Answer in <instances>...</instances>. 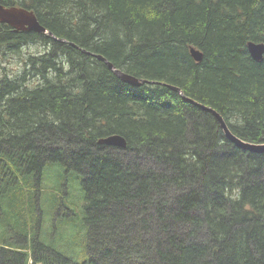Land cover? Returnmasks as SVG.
I'll return each instance as SVG.
<instances>
[{
  "label": "trees",
  "instance_id": "obj_1",
  "mask_svg": "<svg viewBox=\"0 0 264 264\" xmlns=\"http://www.w3.org/2000/svg\"><path fill=\"white\" fill-rule=\"evenodd\" d=\"M0 2L67 40L0 22V264H264V153L229 140L212 111L124 82L74 45L180 87L261 143L264 58L248 42H264V0ZM116 133L125 147L98 143Z\"/></svg>",
  "mask_w": 264,
  "mask_h": 264
},
{
  "label": "water",
  "instance_id": "obj_2",
  "mask_svg": "<svg viewBox=\"0 0 264 264\" xmlns=\"http://www.w3.org/2000/svg\"><path fill=\"white\" fill-rule=\"evenodd\" d=\"M0 22L9 24L16 30H28V31H35V32H44L48 35L52 36L56 40L61 41H67L65 38H60L56 36L52 31H50L45 25H43L40 20L38 19L37 15L34 13V11L28 10L25 7L22 6H5L0 2ZM71 44H74L73 42H70ZM76 47L80 48L83 52L93 55L103 61L116 75H118L124 82H127L129 84L139 86L143 82H149L153 83V80H149L147 78H141L137 77L135 75H132L123 69L118 68L115 66L110 60H108L104 55L96 52L89 51L85 48H81L80 46L74 44ZM248 49L251 54V56L257 60L261 61L264 58V42H256V41H249L248 42ZM191 53L196 61H201L203 58L202 52L192 46L191 47ZM156 82V81H155ZM163 85H166L173 90L179 92L185 100L195 103L202 107L203 109L212 111L213 114L216 116V118L219 120L221 127L224 130V133L226 137L234 142L239 147H242L244 149L256 152V153H264V142L261 143H254L246 141L239 136H237L229 127L226 120L220 114L216 109L206 106L203 103H200L193 98L188 97L184 91L177 86H174L167 82H158ZM99 144H105V145H112V146H119V147H125L126 146V139L121 134H111L104 136L99 139Z\"/></svg>",
  "mask_w": 264,
  "mask_h": 264
},
{
  "label": "rangeland",
  "instance_id": "obj_3",
  "mask_svg": "<svg viewBox=\"0 0 264 264\" xmlns=\"http://www.w3.org/2000/svg\"><path fill=\"white\" fill-rule=\"evenodd\" d=\"M41 46H39L38 44L37 45H33L32 47H27L25 48V51H21V55L20 57H17V58H13L12 59V64L14 65V67H17L19 65V63H21L22 65V62L25 60L26 61V58H27V55L29 53H38L40 50H41ZM113 63V62H112ZM114 64V63H113ZM115 65V64H114ZM116 66V65H115ZM118 67V66H117ZM119 68V67H118ZM121 69V68H120ZM129 73V72H128ZM131 74V73H130ZM133 75V74H132ZM118 76V75H117ZM139 77V76H137ZM148 79V78H147ZM149 80H153V83H150V84H160V85H163L161 83H157V80H154V79H149ZM156 81V82H155ZM158 82H164V81H158ZM143 83H149V82H143ZM142 84V83H141ZM140 84V85H141ZM135 86V85H134ZM166 86V85H164ZM176 86V85H174ZM168 87V86H167ZM178 87V86H177ZM170 88V87H169ZM172 89V88H171ZM173 90V89H172ZM175 91V90H174ZM177 92V91H176ZM180 96L181 94L179 92H177ZM182 97V96H181ZM183 98V97H182ZM185 99V98H184ZM187 100V99H186ZM190 102V101H189ZM192 103V102H191ZM195 104V103H194ZM197 105V104H196ZM57 169H59V166L57 165H54L52 167H48L47 170H46V179L44 181L45 185L48 186V187H54L57 183V177H58V174H57ZM70 184H72V187H70L69 189V192H72L71 194V198L73 197H78V199H80V196H81V193H80V190L79 188L81 187L80 183L78 181H72V182H69ZM47 205H49V201H47ZM76 214V215H75ZM71 216H73V218L76 220V222L81 221V218L79 219L78 217V210L76 209L75 212H73L71 214ZM5 235V231L3 229V227L0 225V237L4 236ZM73 236L70 235L69 238H68V244L69 245H72L73 244ZM78 241V239H76ZM72 251L71 253H76V254H80L81 255V250H82V247L80 246V243L74 247H72ZM76 258L78 260H82L83 256H76Z\"/></svg>",
  "mask_w": 264,
  "mask_h": 264
},
{
  "label": "crops",
  "instance_id": "obj_4",
  "mask_svg": "<svg viewBox=\"0 0 264 264\" xmlns=\"http://www.w3.org/2000/svg\"><path fill=\"white\" fill-rule=\"evenodd\" d=\"M15 246L19 248L21 245H15ZM19 249H20V250H23L22 247H20Z\"/></svg>",
  "mask_w": 264,
  "mask_h": 264
},
{
  "label": "bare ground",
  "instance_id": "obj_5",
  "mask_svg": "<svg viewBox=\"0 0 264 264\" xmlns=\"http://www.w3.org/2000/svg\"><path fill=\"white\" fill-rule=\"evenodd\" d=\"M99 141V140H98ZM99 143V142H98ZM9 244H6L5 246H8Z\"/></svg>",
  "mask_w": 264,
  "mask_h": 264
},
{
  "label": "flooded vegetation",
  "instance_id": "obj_6",
  "mask_svg": "<svg viewBox=\"0 0 264 264\" xmlns=\"http://www.w3.org/2000/svg\"><path fill=\"white\" fill-rule=\"evenodd\" d=\"M6 6V5H5Z\"/></svg>",
  "mask_w": 264,
  "mask_h": 264
}]
</instances>
